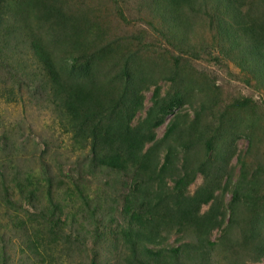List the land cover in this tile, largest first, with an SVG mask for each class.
Wrapping results in <instances>:
<instances>
[{
  "label": "rangeland",
  "instance_id": "rangeland-1",
  "mask_svg": "<svg viewBox=\"0 0 264 264\" xmlns=\"http://www.w3.org/2000/svg\"><path fill=\"white\" fill-rule=\"evenodd\" d=\"M152 1L53 0L52 9L47 11L52 12L49 16L42 3L39 8L35 2L23 5L22 0L0 3V264H127L126 258L139 264L135 258H148L143 253L129 254L121 243L119 225L124 226L126 219L120 214L122 200L113 203L111 209V204L106 203L108 210L102 208L97 221L81 216L73 221L75 204H68L69 199L63 196L64 213L53 215L67 216L68 225L53 236L46 232V218L40 216L41 211L49 210L46 200L40 199L46 190L44 161L53 175L52 182L61 189L73 187L78 179L83 181L82 176L95 189L104 178L114 175L91 166L89 145L82 147L71 139L58 107L47 93L46 72L31 47L33 38H41L58 59L70 52V40L75 36L79 38L74 53L77 56L82 53L80 45L85 53L101 47L112 49L115 57L134 55L155 68L161 93L179 87V83H175V88L169 87L170 82L165 81L159 70L166 67L196 80L194 108L200 106L202 94L206 98L199 128L209 141L212 160L202 173L195 174L186 194L217 183L214 198L201 204L194 215L205 217L213 208L221 223L209 228L202 243L193 228L184 226V231L178 232L171 227L166 239L170 246L189 243L161 264H264L263 77L250 70L251 64L240 52L228 48L203 12L190 14L188 41L170 38ZM19 4L22 13L17 12ZM255 5L256 21L263 24L264 16L259 12H264V7L257 1ZM10 7L14 11H9ZM108 66L117 68L115 64ZM108 69L105 73L111 74ZM153 88L151 85L144 91V110L150 106ZM194 108L185 104L178 111L192 117ZM142 115L144 112H139L138 118ZM171 117L167 116L155 129L157 139L162 137ZM166 145L167 142L161 145L163 151ZM209 152L206 141L194 143L188 153L189 161L205 159ZM7 163L8 167L1 168ZM221 164L226 175L215 177ZM17 173L20 177L43 178L40 195L39 190L35 191L36 200L28 199L26 191H18ZM254 173L259 174L260 182L252 190L253 202L240 197L231 215L228 206L234 182H246Z\"/></svg>",
  "mask_w": 264,
  "mask_h": 264
},
{
  "label": "trees",
  "instance_id": "trees-1",
  "mask_svg": "<svg viewBox=\"0 0 264 264\" xmlns=\"http://www.w3.org/2000/svg\"><path fill=\"white\" fill-rule=\"evenodd\" d=\"M51 1L53 0H30L28 3L35 2L38 8L42 3L46 6V16H49L52 14L51 11L47 12L52 9ZM255 1L260 7H264V0L152 2L167 35L175 39L181 37L184 42L189 39L186 32L191 26L190 14H207L208 23L216 26L228 48L240 52L251 64L250 70L260 73L263 77L261 81L264 82V23L256 21ZM22 4L29 5L26 0H22ZM207 10L211 11L210 14ZM9 11H14V8L10 7ZM17 12H24L20 4ZM259 13L264 16V12ZM6 32L11 34L9 30ZM78 40L77 36L72 38L70 52L58 59L41 38H33L31 47L46 72L47 93L52 103L58 107L71 139L82 147L89 145L88 159L91 166L114 175L100 181V185L96 187L98 189L91 188V183L85 176H82L83 181L78 179L73 187L61 189L52 182L53 175L49 173L44 161L46 190L43 195H40L42 177H20L17 173L15 185L21 194L26 191L30 200H36L35 191H40L41 201L45 199L49 205V210L46 208V211H41L40 216L46 218L48 227L45 229L52 236L68 225L67 216L62 218L59 215L64 213L61 205V202L65 205L63 196L69 199L68 204H75L73 221L78 216L97 221L96 216L100 217L102 208L108 210V207H104L106 203L111 204V209L113 203L122 200L120 214L126 219L124 226L119 225L121 243L125 244L129 254L143 253L148 257L141 261L135 258L139 264H161L168 257L177 255L189 243L170 246L166 239L171 227H176L178 232L184 231V226L193 228V232L197 233L196 239L202 243L201 238L209 228L221 223L213 208L206 212L205 217L194 215L201 204L214 198L217 183H211L213 179L207 182L211 186L205 184L194 193L186 194V188L195 174L202 173L212 160L209 141L199 128V117L206 110V98L202 94L200 106L194 108L193 101L197 97L194 93L198 89L196 80L185 73L169 71L166 67H160L159 70L165 81L170 82L169 87L175 88V83H179V87L161 93V87L155 78V68L139 57L134 58V55L115 57L112 49L101 47L85 53L80 45L82 53L77 56L74 53ZM109 64H115L117 68L108 69ZM106 69L112 73H105ZM100 75L103 77H99ZM151 85L154 88L149 98L150 106L144 110V91L150 89ZM199 89L201 90L200 86ZM185 104L192 110L194 108V116L178 111ZM139 112H144V115L138 118ZM169 115L172 117L166 130L157 139L155 129ZM183 123L186 125L180 128ZM184 134L191 137L186 139ZM204 141L210 151L205 153L207 158L197 157V161H189L191 145ZM166 142L163 151L161 145ZM179 158L182 160L180 163ZM6 167L8 163L1 166ZM224 175L226 172L221 164L217 167L215 177L222 178ZM119 181L122 182L121 187ZM258 182L260 179L257 173L246 182L241 179L234 182L228 206L231 215L235 212V204L240 197H244L249 203L253 202L252 190ZM56 212L59 214L53 215ZM50 214L52 217H47ZM167 225L169 227L164 231L163 227ZM129 259H125L126 263L133 264Z\"/></svg>",
  "mask_w": 264,
  "mask_h": 264
}]
</instances>
